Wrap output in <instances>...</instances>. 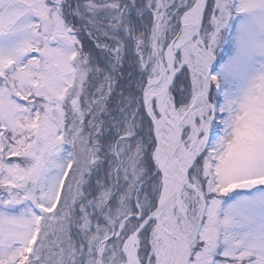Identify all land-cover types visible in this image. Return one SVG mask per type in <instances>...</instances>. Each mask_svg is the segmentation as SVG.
I'll list each match as a JSON object with an SVG mask.
<instances>
[{"label": "snow or ice", "instance_id": "1", "mask_svg": "<svg viewBox=\"0 0 264 264\" xmlns=\"http://www.w3.org/2000/svg\"><path fill=\"white\" fill-rule=\"evenodd\" d=\"M0 264H264V0H0Z\"/></svg>", "mask_w": 264, "mask_h": 264}, {"label": "rangeland", "instance_id": "2", "mask_svg": "<svg viewBox=\"0 0 264 264\" xmlns=\"http://www.w3.org/2000/svg\"><path fill=\"white\" fill-rule=\"evenodd\" d=\"M239 191H241L242 193H244V192H246L247 190H239Z\"/></svg>", "mask_w": 264, "mask_h": 264}]
</instances>
